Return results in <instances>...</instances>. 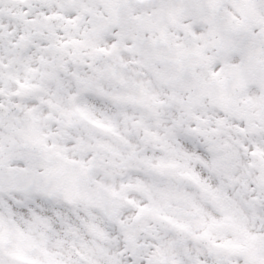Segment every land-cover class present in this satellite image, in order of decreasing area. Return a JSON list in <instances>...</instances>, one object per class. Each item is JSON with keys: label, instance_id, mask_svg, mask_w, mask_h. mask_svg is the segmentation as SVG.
<instances>
[{"label": "snow or ice", "instance_id": "obj_1", "mask_svg": "<svg viewBox=\"0 0 264 264\" xmlns=\"http://www.w3.org/2000/svg\"><path fill=\"white\" fill-rule=\"evenodd\" d=\"M0 264H264V0H0Z\"/></svg>", "mask_w": 264, "mask_h": 264}]
</instances>
